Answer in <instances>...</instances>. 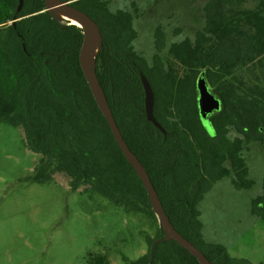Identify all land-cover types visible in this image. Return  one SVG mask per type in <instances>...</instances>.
Returning a JSON list of instances; mask_svg holds the SVG:
<instances>
[{"label":"trees","instance_id":"trees-1","mask_svg":"<svg viewBox=\"0 0 264 264\" xmlns=\"http://www.w3.org/2000/svg\"><path fill=\"white\" fill-rule=\"evenodd\" d=\"M69 1L100 26V82L176 229L213 264H252L205 237L199 204L225 177L249 187L244 152L253 140L264 148V0H197L205 25L195 39L169 44L159 25L152 60L134 44L139 32L131 11L113 10L111 0ZM19 4L0 0V122L22 127L28 147L43 156L28 180L47 183L64 173L74 191L85 186L155 221L156 235L146 234L148 251L136 260L123 255L128 264H200L177 241L164 239L147 189L95 100L80 62L83 28L61 22L45 0H24L20 12ZM204 69L224 104L213 116L216 137L198 113L196 83ZM141 73L154 88L155 116L167 135L147 119ZM253 211L264 218V193ZM85 264L112 262L90 253Z\"/></svg>","mask_w":264,"mask_h":264},{"label":"rangeland","instance_id":"rangeland-1","mask_svg":"<svg viewBox=\"0 0 264 264\" xmlns=\"http://www.w3.org/2000/svg\"><path fill=\"white\" fill-rule=\"evenodd\" d=\"M110 6L135 15L139 37L134 44L149 60L156 50L157 26L164 27L171 44L186 37L195 39L205 25L197 0H111ZM244 154L252 184L238 187L232 176L218 180L199 204L200 217L206 222L203 231L208 240L224 241L229 229V240L238 238L239 254L261 262L264 218L259 215L263 219H256L250 230L242 220L264 193V148L253 142ZM42 158L28 147L22 127L0 122V264H85L90 253L106 254L112 264H128L123 255L136 260L148 251L146 234L156 235L155 221L142 213L126 212L85 186L74 191L64 173L47 183L28 180Z\"/></svg>","mask_w":264,"mask_h":264},{"label":"water","instance_id":"water-1","mask_svg":"<svg viewBox=\"0 0 264 264\" xmlns=\"http://www.w3.org/2000/svg\"><path fill=\"white\" fill-rule=\"evenodd\" d=\"M47 10L53 14L56 18L60 19V15L57 13L58 11H64L68 13L70 16L78 19L82 25L80 27L84 30V41L80 51V62L82 65V69L84 74L88 80L92 93L95 97V100L103 112L104 116L106 117L109 126L115 136V139L122 149L124 155L131 163V165L136 170L139 177L142 179L153 209L159 219L161 228L164 229L166 235L165 240H175L184 248H186L191 254H193L199 261L200 264H213L212 261L197 247L194 243H192L188 238L183 236L176 227L174 226L173 222L171 221L170 217L168 216L163 203L161 201L160 195L156 190L151 177L138 158V156L131 150L130 146L128 145L127 141L125 140L123 133L116 121L114 116L113 110L109 103L107 94L105 89L103 88L100 78L97 73V54L95 55V60L93 63L86 62L85 59L88 58L87 50L90 47L91 39L95 35V32L98 31L101 37L99 49L102 42V34L100 30L99 24L84 10L78 8L77 6L72 4V1L69 0H45ZM24 6V0H20V4L18 7V12L22 10ZM25 46V44H24ZM26 49V48H25ZM142 83L145 90V108L147 119L150 122H153L155 126H157L164 134H167V130L164 126L158 121L155 116V91L154 88L149 80V78L144 74L141 73ZM197 103L198 109L200 114V119L209 133L211 137H215L217 135V130L213 123V116L219 114L224 107L223 100L220 95L216 92L215 88L211 85L208 71L204 69L201 71L197 78ZM159 239L157 242H159ZM157 242L154 246H156Z\"/></svg>","mask_w":264,"mask_h":264},{"label":"crops","instance_id":"crops-1","mask_svg":"<svg viewBox=\"0 0 264 264\" xmlns=\"http://www.w3.org/2000/svg\"><path fill=\"white\" fill-rule=\"evenodd\" d=\"M252 172H251V170H250V174H251ZM250 177H251V175H250ZM264 177V176H263ZM262 180H263V178H262ZM262 193H263V189H262ZM259 196V195H258ZM243 216V215H242ZM255 218V219H254ZM258 218H261V217H259V215L257 214V213H253V209L252 210H250V213H248L247 214V216H246V218L245 219H243L242 221H244L247 225H248V230H250V228H252L253 227V225L256 223V219H258ZM261 219H263V218H261ZM264 220V219H263ZM204 224H206V222H204L203 223V230H206V226H204ZM220 233V232H219ZM232 233V231L231 230H225V240L224 241H212V242H216V243H222V244H224V245H226L227 246V248H228V250H229V253L231 254V252L230 251H236V254H231L232 256H234V257H236V258H241V259H247V260H249L252 264H263L264 263V260L263 261H261V262H256V261H254V260H252L250 257H245V256H242L241 254H239V242H238V238H234V240L233 241H230L229 240V238H228V235L229 234H231ZM239 234H241V233H239ZM238 234V235H239ZM242 237V236H241ZM240 237V238H241ZM210 241V240H209Z\"/></svg>","mask_w":264,"mask_h":264},{"label":"bare ground","instance_id":"bare-ground-1","mask_svg":"<svg viewBox=\"0 0 264 264\" xmlns=\"http://www.w3.org/2000/svg\"><path fill=\"white\" fill-rule=\"evenodd\" d=\"M57 13L60 15V18H62L64 20H68L71 23L76 24V25H79V26L82 25V23L78 19L70 16L68 13H66L64 11H58ZM100 41H101L100 34H99L98 31H96L95 32V35L91 39L90 47L87 50L88 58L85 59L86 62H91V63L94 62L95 55L99 51Z\"/></svg>","mask_w":264,"mask_h":264},{"label":"flooded vegetation","instance_id":"flooded-vegetation-1","mask_svg":"<svg viewBox=\"0 0 264 264\" xmlns=\"http://www.w3.org/2000/svg\"><path fill=\"white\" fill-rule=\"evenodd\" d=\"M198 113H199V109H198ZM199 118H200V114H199ZM201 120V119H200ZM202 123V122H201ZM205 128V127H204ZM193 130L195 131V133H197L198 134V132H200V128L197 126V128L195 129L194 127H193ZM207 131V130H206ZM209 134V133H208ZM165 135H167V134H165ZM230 136L232 135V134H229ZM198 136V135H197ZM217 136V135H216ZM215 136V137H216ZM234 136H236V135H232L231 137H234ZM199 138V137H198ZM194 139V138H193ZM253 142H257L256 140H253L251 143H253ZM197 145V144H196ZM251 175V174H250ZM249 175V176H250ZM258 197V196H257Z\"/></svg>","mask_w":264,"mask_h":264}]
</instances>
